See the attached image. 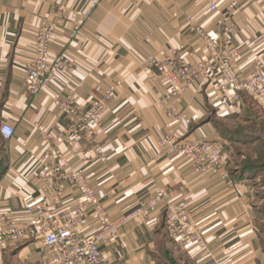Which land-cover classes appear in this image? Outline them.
I'll return each instance as SVG.
<instances>
[{"label":"crops","instance_id":"crops-1","mask_svg":"<svg viewBox=\"0 0 264 264\" xmlns=\"http://www.w3.org/2000/svg\"><path fill=\"white\" fill-rule=\"evenodd\" d=\"M93 1L0 0V126L14 129L10 139L0 136L6 166L0 176V212L21 219L26 206L43 199L51 202V195L40 191L38 173L50 161V153L58 152L69 168L88 179L112 221H120L161 186L170 192L171 200L185 202L206 242L205 249L178 248L164 237L165 213L159 207L150 216L119 227L101 247L107 264H264L247 182L229 169L232 144L237 141L233 137L257 135L249 126L238 133L235 126L264 124V108L246 96L226 103L207 83L197 82L177 98L176 105L187 118L176 122L159 105L166 83L145 62L160 49L183 48L186 60L195 63L203 55V45L186 28L188 17L214 35L219 13L210 12L208 4L222 7L236 1L233 45L240 59L235 69L246 78L254 59L264 60V0H98L92 7ZM87 11L89 16L83 20ZM44 18L56 23L50 57L69 46L72 66L45 92L30 98L25 92L24 65ZM74 25L80 26V32L69 41ZM114 82H121V88L101 117L96 143L80 135L68 146L67 121L54 96L63 98L74 87L77 104L84 107ZM39 128L54 135L47 144ZM59 133L62 136L56 138ZM167 135L180 141L214 142L221 148L232 185L215 174L193 173L184 157L158 154L157 143ZM95 144L103 148L106 162L97 158ZM79 204L76 192L67 189L55 209L61 213ZM96 229L89 217L82 231ZM163 250L167 257L161 255ZM43 251L41 242L22 240L0 251V264H41Z\"/></svg>","mask_w":264,"mask_h":264},{"label":"built area","instance_id":"built-area-1","mask_svg":"<svg viewBox=\"0 0 264 264\" xmlns=\"http://www.w3.org/2000/svg\"><path fill=\"white\" fill-rule=\"evenodd\" d=\"M30 1L45 3L48 0ZM97 2L98 0L93 1L92 7ZM237 7L236 1L228 2L222 7L214 2L208 4L210 12L219 13L214 35L205 32L188 17L186 28L203 45V55L195 63L191 64L186 60L183 48H163L147 57L146 66L167 85V91L159 105L176 122L187 118L185 111L177 107V98L197 82L207 83L226 103H237L242 95H246L264 108V60L255 58L251 72L244 79L239 77L235 69V64L240 59V52L233 45V17ZM88 16L87 11L83 14V20ZM55 28L54 20L44 18L35 30L34 50L24 65L25 92L30 98L45 92L60 74L72 66L69 46L64 47L54 58L50 57L49 45ZM79 32L80 26L74 25L69 33V41L75 40ZM119 88L121 82H114L102 96L84 107L77 104L74 87L69 88L63 98L54 96V104L67 121L65 132L68 146H73L80 135L96 143L101 117ZM39 130L43 134L44 143L53 139L54 135L45 132L43 128ZM13 134L14 129L8 124L0 126V136L3 139H10ZM61 136L62 133H59L56 138ZM156 149L161 155L186 158L195 174H215L227 186L232 185L229 173L224 168L221 148L214 142L180 141L173 135H167L158 141ZM95 152L99 161H107L101 146L95 144ZM49 160L42 164L38 179L40 191L50 194L53 204L43 199L28 205L25 208L26 216L21 219L9 212H0V251L9 244L31 239L41 242L43 246L41 264H107L108 260L101 247L116 236L119 227L130 220L148 217L159 207L165 213L166 233L178 248L195 245L205 249L204 236L195 228L185 202L171 200L166 188L155 187L127 216L115 222L110 219L82 172L69 168L58 152L50 153ZM67 189L76 192L80 204L57 213L55 207ZM89 217L94 220L97 229L84 233L82 230L87 227Z\"/></svg>","mask_w":264,"mask_h":264},{"label":"rangeland","instance_id":"rangeland-1","mask_svg":"<svg viewBox=\"0 0 264 264\" xmlns=\"http://www.w3.org/2000/svg\"><path fill=\"white\" fill-rule=\"evenodd\" d=\"M250 103L256 105L254 101H250ZM259 124L237 123L235 129L244 130L246 126H249L251 130L260 136V139L257 143L250 142L248 144H244L241 139L233 142V155L230 159L229 169L236 178H242L247 182L248 194L253 206L255 227L258 231L260 244L264 248V124H261V126ZM233 126L232 128H234ZM227 128L230 127L227 126ZM244 172L246 174H243Z\"/></svg>","mask_w":264,"mask_h":264},{"label":"trees","instance_id":"trees-1","mask_svg":"<svg viewBox=\"0 0 264 264\" xmlns=\"http://www.w3.org/2000/svg\"><path fill=\"white\" fill-rule=\"evenodd\" d=\"M245 96V95H244ZM260 126H261V124H259ZM241 130H239V129H237V132L239 133ZM236 132V133H237ZM233 139L235 140H237V139H241V140H243L242 142L244 143V144H248V143H250V142H255V143H257V142H259V139H260V136H258V134L257 135H249V136H245V137H240L239 135L238 136H234L233 137ZM238 141V140H237ZM2 143H3V141H1L0 140V144L2 145ZM262 145V144H261ZM263 147H264V145H263ZM5 160H4V158H2V156L0 155V176L4 173V171H5ZM243 174H246V172H244ZM166 235V236H165ZM164 235V237H167V234H165ZM162 254V256H165V257H167L164 253V250L163 251H160ZM168 264H172V262L171 263H168ZM173 264H174V262H173Z\"/></svg>","mask_w":264,"mask_h":264}]
</instances>
